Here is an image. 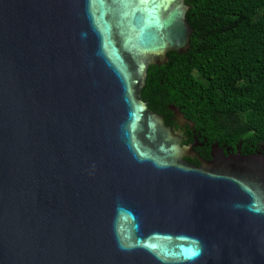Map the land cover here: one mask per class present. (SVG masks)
I'll return each instance as SVG.
<instances>
[{
  "label": "water",
  "instance_id": "water-1",
  "mask_svg": "<svg viewBox=\"0 0 264 264\" xmlns=\"http://www.w3.org/2000/svg\"><path fill=\"white\" fill-rule=\"evenodd\" d=\"M189 8L0 0V264H264V146L165 92Z\"/></svg>",
  "mask_w": 264,
  "mask_h": 264
},
{
  "label": "trees",
  "instance_id": "trees-1",
  "mask_svg": "<svg viewBox=\"0 0 264 264\" xmlns=\"http://www.w3.org/2000/svg\"><path fill=\"white\" fill-rule=\"evenodd\" d=\"M185 3L192 41L167 65V97L202 130L264 146V0Z\"/></svg>",
  "mask_w": 264,
  "mask_h": 264
},
{
  "label": "flooded vegetation",
  "instance_id": "flooded-vegetation-1",
  "mask_svg": "<svg viewBox=\"0 0 264 264\" xmlns=\"http://www.w3.org/2000/svg\"><path fill=\"white\" fill-rule=\"evenodd\" d=\"M172 106H174V105H172ZM176 107V106H175ZM178 108V107H177ZM192 123V122H191Z\"/></svg>",
  "mask_w": 264,
  "mask_h": 264
},
{
  "label": "snow or ice",
  "instance_id": "snow-or-ice-1",
  "mask_svg": "<svg viewBox=\"0 0 264 264\" xmlns=\"http://www.w3.org/2000/svg\"><path fill=\"white\" fill-rule=\"evenodd\" d=\"M193 255L195 254V253H192Z\"/></svg>",
  "mask_w": 264,
  "mask_h": 264
}]
</instances>
